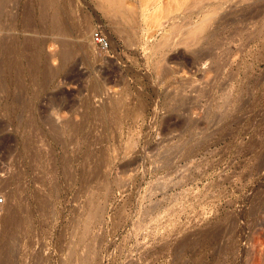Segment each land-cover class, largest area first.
Returning a JSON list of instances; mask_svg holds the SVG:
<instances>
[{"label":"rangeland","instance_id":"374dc122","mask_svg":"<svg viewBox=\"0 0 264 264\" xmlns=\"http://www.w3.org/2000/svg\"><path fill=\"white\" fill-rule=\"evenodd\" d=\"M194 1L159 19L143 0H123L128 18L105 0H58L60 47L31 0H0V198L26 228L13 263L81 264L88 242L97 264H264V0H208L233 17L187 47ZM35 45L47 80L29 73Z\"/></svg>","mask_w":264,"mask_h":264},{"label":"bare ground","instance_id":"6f19581e","mask_svg":"<svg viewBox=\"0 0 264 264\" xmlns=\"http://www.w3.org/2000/svg\"><path fill=\"white\" fill-rule=\"evenodd\" d=\"M2 1V0H1ZM104 1V0H103ZM115 11L114 12H117V13H121V15H124L126 18H128V15L129 14H127V10L126 9H124V7H123V0H105ZM144 1V5L141 7V5H140V7H141V9L143 10V12L145 11V10H149V8H150V5H152L151 7H153V8H151L152 10V13H151V15H153V16H155L156 18L157 17H159V19H161L160 17H161V15H164V13H169V12H173V11H181L180 9L181 8H183L182 7V5L183 4H185V1L186 0H167L168 2V7H166V8H164V6H163V8H162V6H161V3H160V0H153L151 3H150V1L149 0H143ZM205 1L206 0H204V2L202 1V0H195L194 2H193V5L197 8V10L196 11H191V9L188 11V14H184V16L186 15V17H188V20H187V22L185 23L186 25H187V29L185 30V32L183 33V37H182V35H181V38L180 39H182V40H184V41H182L183 43L182 44H185L187 47H190V46H194V44H198V42H202V43H205V42H208L209 41V39H212V38H216L217 39V37H219L220 36V34H222V26H224V25H226L228 22H229V20L230 19H232L231 17H233V14H234V12L232 11V9L231 8H229V10H226V12H224V11H220L221 9H222V2H220V1H215V2H212V1H208L207 3H205ZM226 2L225 3H227V2H229L230 0H225ZM243 1V3H244V1H248V0H242ZM252 1V3H253V0H251ZM4 2V1H3ZM30 2V1H29ZM31 2L32 3H29L30 5L32 4L33 6H37V8L39 9V13H38V15H37V17H36V14H35V18H37V21H38V24L40 23V22H45V21H48L49 22V25H50V28L53 30V31H55L57 34H59L61 37H59L58 39H57V42H58V44L60 45V47H65V46H67V45H69L70 44V41H69V39L68 38H66V37H68V35H69V33H70V31H69V28H67V27H65L64 26V23H65V20L63 19V17H62V13L60 12V6H59V4L60 3H58V0H31ZM250 2V1H249ZM105 3V2H104ZM150 3V4H149ZM28 4V3H27ZM122 4V5H121ZM170 4V5H169ZM192 4V3H191ZM251 4V3H250ZM31 5V6H32ZM147 5H149V6H147ZM165 6H166V4H164ZM248 5V4H247ZM31 6H30V9L29 8H27V6H26V12H25V26L23 27V28H25L26 26H29V27H27V28H30L31 27V22L32 21H35V18H34V14H33V11L31 10ZM123 8H122V7ZM251 6V5H250ZM107 7H108V5H107ZM247 7V6H246ZM110 7H108L107 9H109ZM195 8V9H196ZM248 8V7H247ZM111 9V8H110ZM129 10V9H128ZM133 10V9H132ZM138 10V9H137ZM73 11V10H72ZM109 11V10H108ZM111 11V10H110ZM136 10H134L133 12H135ZM191 11V12H190ZM66 12V11H65ZM123 12H124V14H123ZM132 12V13H133ZM148 12V11H147ZM182 12H185V11H182ZM60 13L62 14V15H60ZM67 13V12H66ZM186 13H187V11H186ZM135 14V13H134ZM116 15V14H115ZM119 15V14H118ZM143 15V14H142ZM149 15V14H148ZM147 15V16H148ZM151 15H149V16H151ZM132 16V15H131ZM144 16V15H143ZM164 16H167V15H164ZM60 17H61V19H60ZM146 17V16H145ZM144 17V18H145ZM175 17V16H174ZM185 17V18H186ZM196 17V23H193V19ZM147 19H148V17H146ZM62 19L64 20V22H62ZM73 19V18H72ZM117 19V18H116ZM120 20H122V19H120ZM134 20V19H133ZM156 20H158V19H156ZM163 20V19H162ZM174 20V19H173ZM155 21V20H154ZM153 21V22H154ZM158 21H160V20H158ZM158 21H157V23H158ZM131 22V21H130ZM156 22V21H155ZM67 23V22H66ZM119 23V22H118ZM157 23H156V25H157ZM162 23V22H161ZM41 24V23H40ZM188 25H189V27H188ZM191 25V26H190ZM172 26H173V28H172ZM171 26V28H172V30H173V33H174V35L175 34H177L181 29H182V27H183V24H181V23H179V24H173ZM69 27V26H68ZM225 27V26H224ZM33 28V27H32ZM87 28V27H86ZM31 29V28H30ZM148 29V28H147ZM29 30V29H28ZM51 30V31H52ZM84 30V29H83ZM87 30V29H86ZM120 30V29H119ZM172 30H170V31H172ZM25 31H27V30H24V32ZM30 31V30H29ZM35 31H36V29H35ZM38 31V30H37ZM121 31V30H120ZM182 31V30H181ZM222 31V32H221ZM32 32H33V30H32ZM42 32V31H41ZM84 32V31H83ZM27 33V32H26ZM34 33V32H33ZM35 33H37V32H35ZM40 33V32H39ZM170 34V33H169ZM169 34L167 35V37H166V39H164V40H166V41H168V39H170L171 37H169ZM174 35H173V37H174ZM14 37V36H13ZM180 36H178V38H179ZM176 38V37H175ZM173 39V38H172ZM13 40V39H12ZM24 40L26 41V45H28L30 42H36V39L34 38V37H31V36H26L25 38H24ZM212 40H214V39H212ZM14 41V40H13ZM43 41V40H42ZM170 41V40H169ZM28 42V43H27ZM37 42H39L38 41V37H37ZM36 42V43H37ZM180 41H178V43H179ZM41 43V42H40ZM169 43V42H168ZM171 43V42H170ZM44 44V43H43ZM36 46V45H35ZM198 46V45H197ZM13 50H15V48H16V43H15V41H14V43L10 46ZM211 48V47H210ZM41 48H39V46H36V52L32 55V56H30V59H28L27 60V63L29 64L28 66H30V72L29 73H31L32 74V76L33 77H35L36 75H38L39 76V74H40V76H43V78L42 79H44V80H47L48 78H50L56 71L54 70V69H50V70H45L46 68L45 67H43V64H45V62H46V57H44L43 56V53L41 52V50H40ZM71 49V48H70ZM196 49V48H195ZM194 50V49H193ZM203 50H205V49H203ZM207 51V50H206ZM193 52V51H192ZM204 52V51H203ZM71 53H72V49L71 50H68V52H66L65 54H62V56H61V61H62V63H65L64 61H66L68 58H69V56L71 55ZM195 53V52H194ZM21 61H20V59L18 58V57H14V60L11 62V65H10V70H12V72H14V73H16L17 75H19V74H21V73H23V72H21V63H20ZM46 65V64H45ZM43 67V68H42ZM63 67V66H62ZM25 68V67H24ZM45 68V69H44ZM60 68V67H59ZM29 69H28V71H29ZM42 69H44L43 71H42ZM25 71V70H24ZM10 72V71H9ZM168 72V71H167ZM15 74V75H16ZM30 74V75H31ZM15 78H16V76H15ZM39 80V79H38ZM43 83V82H42ZM48 83V82H47ZM93 87H94V85H93ZM96 87V86H95ZM91 88V87H90ZM86 99V98H85ZM87 101V100H86ZM84 102V101H83ZM86 103V102H85ZM84 103V104H85ZM116 104V103H115ZM115 104H113V105H115ZM83 105V104H82ZM117 105V104H116ZM85 106V105H84ZM83 106V107H84ZM84 108H86V106L84 107ZM106 110V109H105ZM96 111V110H95ZM106 111H108V109L106 110ZM102 112H104V107H102L101 109H99V114L100 113H102ZM95 113V112H94ZM86 115V114H85ZM97 118H98V116H97ZM74 124H76V123H74ZM118 124H119V122H118ZM78 125V127L80 126L79 125V123L77 124ZM72 126V125H71ZM70 126V123H69V121H67L66 122V124L63 126L64 128L66 127H68V128H70L71 127ZM76 126V125H75ZM62 127V128H63ZM51 128H52V130H54V131H60V129L61 128H59V126L58 125H56V124H54V123H52V125H51ZM72 128V127H71ZM70 128V129H71ZM76 128V127H75ZM70 129H68L70 132H71V130ZM73 129H74V127H73ZM80 129V128H79ZM81 129H82V127H81ZM81 129H80V132H81ZM77 130V129H76ZM75 130V131H76ZM83 130V129H82ZM73 131V130H72ZM79 131V130H78ZM77 132V131H76ZM74 134V133H73ZM75 134H77V133H75ZM74 134V135H75ZM44 201V200H43ZM5 202V201H4ZM43 203V202H42ZM42 203H41V205H42ZM46 203V202H45ZM47 204V203H46ZM11 205V204H10ZM40 205V206H41ZM42 206H46V205H42ZM1 207L3 208V207H5L4 208V210H2L3 212L0 214V255H1V257H0V260H2L3 262H1L2 264H15V263H13L14 261L12 260L14 257H12V251L15 249L14 248V245H15V237H14V235H16V232L15 231H18L17 229H19V230H26V228H25V226H24V224H23V222L19 219V217L17 216V213L19 212V211H17V213H16V209L15 210H13V208L12 207H10L9 205H8V203H6L5 204V206H2L1 205ZM0 207V210L2 209ZM46 207H50L49 206V204H48V206H46ZM46 207H45V209H46ZM48 209V208H47ZM46 209V210H47ZM87 231V229L85 230V232ZM14 232H15V234H14ZM25 232V231H24ZM23 232V233H24ZM88 232V231H87ZM86 232V233H87ZM84 234L85 236L87 235V234ZM89 234H90V232H89ZM33 235V234H32ZM31 235V236H32ZM83 235V236H84ZM91 235V234H90ZM84 236V238H86ZM184 236V235H183ZM92 238V237H91ZM90 238V239H91ZM81 239H83V238H81ZM88 240V239H87ZM95 240V239H94ZM91 241H93L92 239H91ZM185 241V240H184ZM81 241H79V243H80ZM82 242H84V240L82 241ZM81 242V243H82ZM85 242H86V239H85ZM84 242V243H85ZM90 242V241H89ZM94 242V241H93ZM96 242H97V240H96ZM96 242H94V243H96ZM79 243H76V244H79ZM80 243V244H81ZM76 244H74V245H76ZM86 244V243H85ZM79 246V245H78ZM97 246V245H96ZM96 246H92L91 244H88V242H87V244L85 245V247H84V253H83V255L81 256V258H80V260H81V264H97V258H98V250H97V248H96ZM83 247V246H82ZM181 247H183L182 245H181ZM180 247V248H181ZM185 247V246H184ZM14 248V249H13ZM72 248H76V247H72ZM179 248V249H180ZM77 250H79L78 248H77ZM72 251H74V250H72ZM76 251V250H75ZM82 251V250H81ZM15 252V251H14ZM76 253V252H75ZM31 254H33V253H31ZM14 255H16V254H14ZM13 255V256H14ZM71 255V254H70ZM74 257H75V255L74 254H72ZM72 255H71V257H72ZM77 255H78V251H77ZM76 255V256H77ZM24 256V255H23ZM33 256H35V255H33ZM79 256V255H78ZM27 257V256H26ZM71 257H69V259L71 258ZM40 258V257H39ZM73 258V257H72ZM71 258V259H72ZM76 258V257H75ZM75 258H73V261L75 262L76 260H74ZM35 259V258H34ZM33 259V260H34ZM37 259V258H36ZM35 259V260H36ZM22 260V259H21ZM31 260V259H30ZM34 260V261H35ZM43 260H45V259H43ZM43 260H42V262H43ZM78 260V259H77ZM28 261V260H27ZM73 261L71 260V262H72V264H73ZM184 261V260H183ZM21 262V261H20ZM23 262V261H22ZM39 262V261H38ZM40 263V264H43V263ZM67 262H69V261H67ZM26 263V262H25ZM29 263V262H28ZM31 263V262H30ZM29 263V264H30ZM33 263V262H32ZM37 263V262H36ZM45 264H46V262H44ZM76 263V262H75ZM77 263H78V261H77ZM76 263V264H77ZM35 264V263H34ZM69 264V263H68Z\"/></svg>","mask_w":264,"mask_h":264},{"label":"built area","instance_id":"2783aa9c","mask_svg":"<svg viewBox=\"0 0 264 264\" xmlns=\"http://www.w3.org/2000/svg\"><path fill=\"white\" fill-rule=\"evenodd\" d=\"M91 39L93 41V43L98 46V48L100 49H107L109 46V41L107 39V37L102 33V31L100 30H93L91 32ZM2 198H0V206L2 204Z\"/></svg>","mask_w":264,"mask_h":264}]
</instances>
